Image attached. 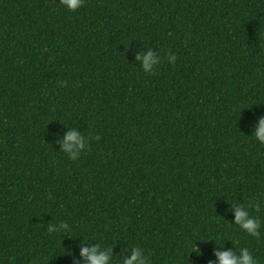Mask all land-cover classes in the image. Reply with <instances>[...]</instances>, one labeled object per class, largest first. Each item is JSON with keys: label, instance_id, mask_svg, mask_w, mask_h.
<instances>
[{"label": "trees", "instance_id": "obj_1", "mask_svg": "<svg viewBox=\"0 0 264 264\" xmlns=\"http://www.w3.org/2000/svg\"><path fill=\"white\" fill-rule=\"evenodd\" d=\"M262 115L264 0H0V264H86L95 245L216 264L221 244L264 264V207L256 237L231 211L264 200ZM68 128L99 137L74 161Z\"/></svg>", "mask_w": 264, "mask_h": 264}, {"label": "clouds", "instance_id": "obj_2", "mask_svg": "<svg viewBox=\"0 0 264 264\" xmlns=\"http://www.w3.org/2000/svg\"><path fill=\"white\" fill-rule=\"evenodd\" d=\"M58 3L59 6L64 8L67 12H75L82 6L83 0H58ZM165 59L171 64L176 57L174 54L166 52ZM134 62L139 64L143 73L152 75L157 66L161 63V57L158 55V52H153L151 48L145 47L134 53ZM249 136L255 140L257 144L264 146V115L260 116L253 123L251 134ZM91 140H99V137L91 135L85 137L82 133L76 131L75 128H68L63 139L59 141L58 151L65 154L69 160L74 161L82 152L88 150L89 141ZM261 207H264V200L258 201L255 204L252 201H247L245 204L232 203L231 211L234 214L232 223L235 224L239 231L245 235L252 237L258 236L261 224L259 217L255 215V212L259 211ZM250 209L252 210L251 212L249 211ZM47 231L49 233L70 234L72 229L67 222L60 221L55 224H48ZM219 246L221 250L213 253L216 264H257L253 253L247 248L239 247L235 251H226L222 250L223 244ZM110 250L111 247L105 248L101 245L80 247L79 255L86 261V264H110ZM126 250L128 251V255L120 262V264H152L149 256L145 254L143 248L132 246L128 247ZM192 252H195L197 255L200 254L194 244L189 253Z\"/></svg>", "mask_w": 264, "mask_h": 264}]
</instances>
